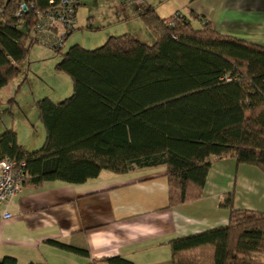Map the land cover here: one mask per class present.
I'll list each match as a JSON object with an SVG mask.
<instances>
[{"label":"trees","instance_id":"obj_1","mask_svg":"<svg viewBox=\"0 0 264 264\" xmlns=\"http://www.w3.org/2000/svg\"><path fill=\"white\" fill-rule=\"evenodd\" d=\"M3 2L0 90L20 73L35 43L37 10L49 6V0ZM21 2L31 7L17 15ZM142 16L152 44L124 33L95 49L74 44L63 54L57 68L71 75L73 93L38 101L43 146L26 149L8 128L0 134V159L25 162L27 180L35 184L81 183L103 169L123 173L163 164L171 204L201 195L210 157L234 156L264 172V46L208 24L196 27L181 11L162 17L148 8ZM226 205L227 225L170 241L172 264H264V212L236 209L232 196ZM0 264L18 262L5 256Z\"/></svg>","mask_w":264,"mask_h":264},{"label":"crops","instance_id":"obj_2","mask_svg":"<svg viewBox=\"0 0 264 264\" xmlns=\"http://www.w3.org/2000/svg\"><path fill=\"white\" fill-rule=\"evenodd\" d=\"M186 9L181 12L196 27L208 24L224 36L264 46V0H189ZM210 160L201 195L174 204L163 164L123 173L103 169L81 183L35 184L29 178L0 208L13 214L0 225V261L13 256L18 264H114L108 259L121 257L133 264H172V239L229 223V196L236 209L264 212L259 167L234 156Z\"/></svg>","mask_w":264,"mask_h":264},{"label":"rangeland","instance_id":"obj_3","mask_svg":"<svg viewBox=\"0 0 264 264\" xmlns=\"http://www.w3.org/2000/svg\"><path fill=\"white\" fill-rule=\"evenodd\" d=\"M187 1L144 0L139 7L135 3L124 4L123 0H83L78 8L77 28L68 37L63 52L57 53L41 43H34L26 60L19 65L18 76L9 88L0 91V134L6 127L13 128L19 143L26 149L41 147L45 129L39 116L38 101L45 97L60 101L73 93L71 75L57 68L63 54L74 44L95 49L109 37L124 33L152 44L155 37L142 13L151 8L162 17H170L177 11H186Z\"/></svg>","mask_w":264,"mask_h":264},{"label":"built area","instance_id":"obj_4","mask_svg":"<svg viewBox=\"0 0 264 264\" xmlns=\"http://www.w3.org/2000/svg\"><path fill=\"white\" fill-rule=\"evenodd\" d=\"M83 0H49V6L44 10H37L35 23V43H41L53 50L63 48L70 34L78 25V8ZM144 0H123L124 4L135 3L142 6ZM4 2L0 0V12ZM31 7V6H30ZM30 7L21 2L17 15L28 12ZM25 162L15 158L0 159V208L6 205L24 186L27 174L24 170ZM13 218L7 210H0V225Z\"/></svg>","mask_w":264,"mask_h":264}]
</instances>
